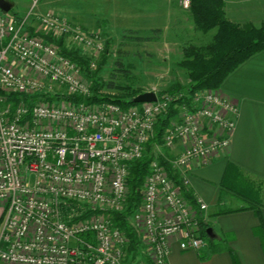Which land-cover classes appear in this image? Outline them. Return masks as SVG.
<instances>
[{
    "label": "built area",
    "instance_id": "1",
    "mask_svg": "<svg viewBox=\"0 0 264 264\" xmlns=\"http://www.w3.org/2000/svg\"><path fill=\"white\" fill-rule=\"evenodd\" d=\"M180 4L189 9L190 0ZM38 33L69 39L90 69L105 49L99 35L58 13L30 19L0 12V262L125 264L130 243L113 216L127 207L130 164L169 114L160 145L168 155H154L128 218L144 255L135 264H169L173 243L182 252L205 249L207 205L199 197L190 203L159 157L188 189L192 162L207 165L228 151L236 103L220 88L153 90L155 101L126 108L70 100L89 97L90 85L79 65Z\"/></svg>",
    "mask_w": 264,
    "mask_h": 264
},
{
    "label": "crops",
    "instance_id": "2",
    "mask_svg": "<svg viewBox=\"0 0 264 264\" xmlns=\"http://www.w3.org/2000/svg\"><path fill=\"white\" fill-rule=\"evenodd\" d=\"M222 2L229 22L239 27L264 26V0ZM36 12L58 13L85 29L111 32L110 28L119 25L137 32L157 31L171 35L175 45L178 44L176 35L188 33L193 37L184 41L202 46L207 44L202 40L207 36L211 40L215 32L201 33L193 24L184 23L186 16L180 0H42ZM220 90L238 107L230 147L228 151L219 152L207 165L192 162L186 172L190 193L207 205L206 221L211 226L213 238L222 241L226 249L208 256L207 248L182 252L173 243L169 264H234L232 254L239 264H264V237L257 230L260 223H264V50L241 63L227 76ZM228 164L235 166L252 184L257 193L254 201L258 200V205L228 190L233 183L230 178L229 183L222 186ZM235 210L241 211L232 212ZM1 217L0 208V224ZM201 255L208 258L201 260Z\"/></svg>",
    "mask_w": 264,
    "mask_h": 264
},
{
    "label": "trees",
    "instance_id": "3",
    "mask_svg": "<svg viewBox=\"0 0 264 264\" xmlns=\"http://www.w3.org/2000/svg\"><path fill=\"white\" fill-rule=\"evenodd\" d=\"M188 12L192 18L194 27L201 33H207L214 30L211 42L202 46H189L184 50L183 58L177 63V66L186 71L188 77V85L185 87H172L165 92H184L189 95H194L198 92L207 90H216L221 87L227 76L232 73L241 63L246 61L252 55L264 50V26L260 27H239L229 22L223 12L222 0H190ZM32 31V29H30ZM44 40L51 42L58 46L61 55L76 62L81 68L82 74L90 79L91 82V95L89 97H68L73 101H87V102H110L119 105L122 108L134 105L133 99L140 94L137 91H131L125 95H100L103 83L96 78L95 74L89 72V59L83 54H78L75 50L67 48L64 45L65 38L45 36ZM106 50V49H104ZM101 65V64H99ZM113 88L112 84L106 85ZM169 116L160 118L154 128V137L147 144V151L144 156L129 166V179L128 185L130 194L128 197L127 207L124 212L116 213L113 216V224L125 233L129 239L128 254L132 255L129 262H132L138 254L140 245L138 237L133 228L128 223L129 216L139 207L141 201L140 189L143 180L148 173L149 164L154 159V146L162 143V135L165 128L169 123ZM159 161L165 164L167 170L170 172V177L174 180L181 191L182 195L193 205L195 204L194 197L189 189L183 187L181 180L178 176L172 175L171 169L166 164L165 160L159 157ZM233 181L232 186L227 189L248 198L252 203L259 204L254 201L257 193L248 183L247 179L238 171L232 164H228L225 169L224 179L222 186L225 183ZM251 196V198H250ZM252 208V207H250ZM198 209V208H197ZM242 210V209H241ZM241 210H235L241 211ZM231 212V211H226ZM198 218H202V213L198 211ZM201 234L208 241L207 250L209 255L220 253L226 248L223 242H218L215 238H211L207 233V229L211 228L207 222L200 224ZM260 235L264 237V223L261 222L257 229ZM229 250V249H228ZM231 252V250H229ZM234 264H239L235 255L232 254ZM201 260L208 257L200 256Z\"/></svg>",
    "mask_w": 264,
    "mask_h": 264
},
{
    "label": "rangeland",
    "instance_id": "4",
    "mask_svg": "<svg viewBox=\"0 0 264 264\" xmlns=\"http://www.w3.org/2000/svg\"><path fill=\"white\" fill-rule=\"evenodd\" d=\"M9 1L15 5L6 15L18 16L19 18L28 17L31 19L32 14L36 12L42 0ZM181 10L184 11V15L186 16L184 23L193 24L188 9L181 6ZM30 24H36L34 18ZM192 26L195 29L194 24ZM79 27L86 33L99 35L106 49L100 57L94 58L96 62L95 68H89V72L95 74L96 78L103 83L104 87L100 90V95H125L131 91H137L140 94L153 90L165 92L172 87H185L188 85L187 73L178 67L177 63L182 60L184 50L192 46L189 44V41L184 40L193 37V35L191 36L188 33L176 35L175 38L178 44L175 45L172 42L173 37L171 35H164L157 31L137 32L119 25H114L113 28H110L111 32ZM39 32L42 33L41 30ZM41 33L38 34L45 37ZM208 37L202 41L204 43L211 42ZM64 42L65 47L75 50L78 54H84V51L74 46L69 39H65ZM84 78L89 83L91 90L90 79L86 76ZM109 84H112L113 88L106 86ZM160 145L157 144L158 148L154 150L156 155L165 154L164 149L160 148ZM132 255L130 254L123 263L135 264L143 261L144 255L139 251L136 254V258L132 262H129ZM0 264L3 263L0 262Z\"/></svg>",
    "mask_w": 264,
    "mask_h": 264
},
{
    "label": "water",
    "instance_id": "5",
    "mask_svg": "<svg viewBox=\"0 0 264 264\" xmlns=\"http://www.w3.org/2000/svg\"><path fill=\"white\" fill-rule=\"evenodd\" d=\"M13 8V3L9 0H0V12L3 14H7ZM156 100L155 94L153 92H145L137 95L133 99V103H143V102H153ZM206 233L213 238V232L211 228H208Z\"/></svg>",
    "mask_w": 264,
    "mask_h": 264
}]
</instances>
